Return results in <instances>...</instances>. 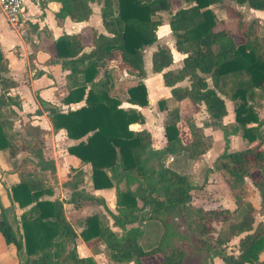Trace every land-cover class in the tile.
<instances>
[{
	"label": "trees",
	"instance_id": "1",
	"mask_svg": "<svg viewBox=\"0 0 264 264\" xmlns=\"http://www.w3.org/2000/svg\"><path fill=\"white\" fill-rule=\"evenodd\" d=\"M51 1L60 4L56 18L68 17L74 22L87 21L92 13L90 5L101 4L100 17L107 33L97 34L91 29L89 51L84 50L80 34L61 36L48 47L49 60H59L61 68L68 71L62 102H84L83 106L61 113L39 100L49 112L53 130L63 129L67 138L79 141L66 151L91 166L93 189L115 191V213L105 211L120 233L112 231L106 217L99 214L86 218L81 239L104 245L107 259L114 264H144L146 257L157 254L162 258L155 264H185L186 251L165 244L164 232L148 250L139 243L143 222L161 221L166 229L164 218L173 215L186 225L196 250L205 253L190 264H213L214 258L223 264H264V221L255 222L256 214L264 216V116L258 115L264 101V36L258 35L257 23L247 22L234 12L235 32L227 28L215 31L216 19L210 7L221 0H179L188 6L181 5L174 13V0ZM232 1L264 11V0ZM161 12L170 13L168 26L174 48L184 57L178 70L163 72L173 59L169 48L158 46L151 56V69L162 72L163 85L170 89L174 101L188 99L194 106L204 107L208 120L203 127L221 130L223 150L205 170L203 184L208 174L216 173L229 190L233 210H204L192 205L191 193L201 186H197L192 174L163 164L167 156L198 160L205 155L212 142L201 127L188 121L180 129L178 108L167 110L165 100H158L159 110L166 111V144L153 150L149 132L130 129L132 124L143 123L142 114L134 108H121L120 100L109 96L114 77L108 64L115 55L120 56L127 72L135 73L139 79L145 77L142 52L156 41ZM7 70L0 50V151L7 150L9 158L15 159L16 138L3 122L7 113L15 115L12 106H20L8 95L15 83L3 76ZM184 80L188 86L177 85ZM224 100L233 103L234 123L230 125L221 123L227 115ZM126 102L139 108L147 106V89L141 80L127 88ZM22 131V149L27 155L13 162L12 171L20 181L11 187L9 198L18 208L30 209L18 220L10 221L0 207V233L5 242L15 246L18 264H96L90 257L78 256L77 236L65 218L62 202L44 199L52 195L46 175L53 177L55 173L45 131L27 122ZM236 134L250 146L230 151L229 137ZM253 173L257 174L251 183L260 198L258 208L252 206L245 188V180ZM79 199L104 205L103 200L71 186L68 202ZM235 212L240 215L237 221L232 220ZM215 220H220L222 226L212 238ZM233 238L238 239L237 255L226 249Z\"/></svg>",
	"mask_w": 264,
	"mask_h": 264
},
{
	"label": "crops",
	"instance_id": "2",
	"mask_svg": "<svg viewBox=\"0 0 264 264\" xmlns=\"http://www.w3.org/2000/svg\"><path fill=\"white\" fill-rule=\"evenodd\" d=\"M173 4V10L171 13H174L181 5L183 7L188 6L186 3L180 2L179 0H174ZM90 7L92 13L87 21L74 22L68 17L63 19L56 18V14L60 9L59 2L44 0L38 4L27 3L24 16L28 20L24 36L11 30L4 19L0 17V50L7 61L8 69L7 73L3 76L11 79L15 83V86L8 92L10 97L19 102V109L12 106V109L15 112V117L17 116L21 119H27L26 122L31 126L38 127L45 131L44 139L51 150L55 173L53 177L46 175L48 178L46 184L52 188V195L46 196L44 199H57L62 202L65 218L77 236L75 239V247L79 257H90L96 264H114L107 259L105 252L103 251L104 245L98 242L94 243V241L89 243L84 242L80 237V232L85 227L86 218L100 214L106 217L112 231L118 234L120 233L118 228L112 226V220L105 211L107 209L108 211L115 213V191L113 188L100 190L93 189L91 181V166L82 163L78 158L68 154L66 151L67 147L75 145L79 141L67 138L63 129L54 131L50 122L49 112L39 103V100H41L46 104V107L56 108L61 113H66L68 110H75L83 106L84 102L69 105L62 102V98L65 95V77L68 74V71L61 68L59 60H49L50 56L48 54V47L61 36L80 34L82 37V44L85 48L84 50L89 51L91 48V29L95 30L97 34L106 35L107 33L105 32L100 17L101 4L92 3ZM210 9L214 13L216 19L215 31L227 28L234 33L237 23V17L234 16V12H237L241 15L242 19L247 22L254 20L257 23L258 35L260 37L264 36V11L251 9L247 5H238L232 0H221L220 4L212 5ZM161 13H159V15H161ZM168 21L169 20L162 21V24H165L163 27H166ZM158 29L156 32L157 38L155 43L144 48L142 52L145 77L143 79L136 78V80H133L128 86L136 85L138 80L143 82L147 89V106L139 108L127 103L128 87L124 89L125 95L123 98L117 94L118 90H120V86H118L117 80L114 77L115 70H113L114 87L109 91L110 97H115L120 100L121 108H134L142 114L144 119L143 123L132 124L130 125V129L135 131L146 130L149 132L151 137V149L153 150H160L166 144L163 130L166 111L159 110L157 101L165 100L167 110L177 107L181 120L183 113L182 107L193 105L188 99L180 102L174 101L170 96V89L163 85L161 77L162 72L156 73L151 69V56L158 46L163 47L164 44L170 46L168 48L173 59L172 64L164 69L163 72L168 70H178L182 66V59L184 57L183 54L175 50L174 37L170 30L158 31ZM108 67L110 69L115 68L116 71L123 67L118 54L109 62ZM177 85L185 87L188 86L189 83L187 80H184ZM185 101H189L191 105L186 104ZM224 101L227 115L222 118L221 123L223 125H230L234 123L233 103L229 100ZM227 104L231 106V110H228ZM262 104L263 107L261 110H264V101ZM205 114L206 121L208 120L206 111ZM258 115L260 118L264 116L261 115L260 110L258 111ZM158 120H160L159 124ZM26 122L23 123V126ZM202 123L199 127L202 128L203 133L209 137L212 142L211 149L201 157L204 158L213 152V146L216 140L222 142L221 151L223 150L224 142L221 130L213 127H203ZM233 136L235 135L229 137V141L230 138H234ZM20 152L22 155L16 151L15 159H11L9 158L7 150L0 151V207L10 221H12L13 218L18 220L22 213H25L30 209V206L24 209L18 208L17 204H13L9 198L11 187L15 186L20 181L19 176L12 171L13 162L19 161L21 157L27 155L23 150ZM23 152L25 153L23 154ZM218 154H216V156ZM180 157L184 156H167L163 160V164L174 169L175 161ZM185 160L188 162L198 161L188 160L186 158ZM73 185H76L79 190H83L85 193L103 200L104 205H101L96 201H84L80 199L75 203H69L68 199L70 197L71 186ZM147 222L149 221L143 222L141 227L142 236L139 241L141 247L142 240L153 238L154 234L153 228L155 227L148 228ZM160 237L157 239V243ZM150 248L143 249L148 250ZM93 250H95V253H93ZM161 258L162 255L157 254L146 257L143 262L144 264H155L159 262ZM0 264H18V256L15 246L7 244L1 233ZM213 264H223V262L219 258H214Z\"/></svg>",
	"mask_w": 264,
	"mask_h": 264
},
{
	"label": "rangeland",
	"instance_id": "3",
	"mask_svg": "<svg viewBox=\"0 0 264 264\" xmlns=\"http://www.w3.org/2000/svg\"><path fill=\"white\" fill-rule=\"evenodd\" d=\"M170 13L164 12L159 15L162 21L169 20ZM163 23L159 30L168 31V22ZM1 28V27H0ZM4 30V29H3ZM5 31V30H4ZM172 38V37H171ZM164 47H170L167 44L163 45ZM144 62V61H143ZM144 66V65H143ZM114 68V67H113ZM114 72V77L117 80L118 86H120V90H118V95L122 98L124 97V89H126L129 84L132 83L133 80H136L137 75L135 73L127 72L124 67L116 69ZM4 75V74H3ZM186 104L191 103L189 101H185ZM228 110H231V106L227 104ZM182 120L179 128L182 129L183 126L188 124V121L191 122L192 126L199 127L203 121L206 119V114L204 111V107L201 106H184L182 107ZM261 115H264V110H260ZM227 120V119H226ZM27 119H21L19 117L13 116V114H6L5 120L3 122V126L10 130L14 137L16 138V146L15 151L22 153L23 141L25 139V135L22 131L23 123L26 122ZM160 120H158V124ZM262 131H264V126L262 127ZM234 138H230V151H238L250 146L245 140H243L240 134H236L233 136ZM220 140H216L213 146V152L207 155L204 158L198 159V161H187L184 157L177 158L175 161L174 169L180 173H190L192 174L197 186H201L198 189H195L191 193V203L194 206L201 207L204 210L209 209H221L227 208L229 210H233L234 204L233 200L230 196L229 190L224 183V181L215 173L208 174L205 179V183L203 184V178L205 170L211 165L213 158L218 154L222 149V142H218ZM216 152V153H215ZM25 152H23L24 154ZM20 155V156H21ZM257 174L253 173L250 178L245 180V188L248 192V199L251 202L254 208L259 207V195L257 190L252 186L251 179L252 177H256ZM233 221H237L240 218L238 212L232 214ZM165 222L167 223V228L161 223V221H149L147 222L148 228H153L154 234L153 238L142 240L143 248H150L157 244V239L162 236L164 232V242L170 247H179L186 251L185 264L196 263L199 258H202L205 253L199 252L196 250L195 240L189 234V231L186 228V225L182 221L180 217H175L173 215L167 216ZM264 221V216L256 214L255 222ZM145 226V225H144ZM212 226L215 229V233L211 234V237L214 238L216 233L220 230L222 223L220 220H215L212 223ZM238 239L233 238L229 243L226 244V249L228 253H233L235 255L238 254ZM264 257V253L261 258Z\"/></svg>",
	"mask_w": 264,
	"mask_h": 264
},
{
	"label": "built area",
	"instance_id": "4",
	"mask_svg": "<svg viewBox=\"0 0 264 264\" xmlns=\"http://www.w3.org/2000/svg\"><path fill=\"white\" fill-rule=\"evenodd\" d=\"M42 1L44 0H0V17L11 30L24 36L28 20L24 16L27 3L38 4Z\"/></svg>",
	"mask_w": 264,
	"mask_h": 264
}]
</instances>
